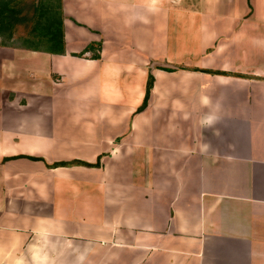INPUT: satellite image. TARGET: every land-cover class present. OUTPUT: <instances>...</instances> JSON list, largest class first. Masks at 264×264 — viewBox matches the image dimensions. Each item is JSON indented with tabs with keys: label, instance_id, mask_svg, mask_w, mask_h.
<instances>
[{
	"label": "crops",
	"instance_id": "crops-1",
	"mask_svg": "<svg viewBox=\"0 0 264 264\" xmlns=\"http://www.w3.org/2000/svg\"><path fill=\"white\" fill-rule=\"evenodd\" d=\"M61 2L64 55L0 46V264H264V0Z\"/></svg>",
	"mask_w": 264,
	"mask_h": 264
},
{
	"label": "trees",
	"instance_id": "trees-1",
	"mask_svg": "<svg viewBox=\"0 0 264 264\" xmlns=\"http://www.w3.org/2000/svg\"><path fill=\"white\" fill-rule=\"evenodd\" d=\"M22 36H16L19 30ZM15 37L23 40V45L0 44L1 47H11L34 52H43L54 55H64V26L61 0H0V38L10 42ZM101 44H96L98 50ZM94 48L90 46L88 49ZM95 59L98 55L94 56ZM161 69L167 72L174 71V67L156 66L151 63L148 67V79L145 97L142 105L136 113L147 107L148 99L153 86V69ZM19 158V157H18ZM30 160H37L32 157ZM8 160V159H6ZM100 158L95 164L77 163L85 167H99ZM66 164H55L53 167H66Z\"/></svg>",
	"mask_w": 264,
	"mask_h": 264
},
{
	"label": "clouds",
	"instance_id": "clouds-1",
	"mask_svg": "<svg viewBox=\"0 0 264 264\" xmlns=\"http://www.w3.org/2000/svg\"><path fill=\"white\" fill-rule=\"evenodd\" d=\"M145 5L147 6V10L149 12L158 11V5L160 0H144ZM135 17H131L128 19V23H133L135 21ZM145 23H147L146 18H141ZM198 103L200 109H206L207 111H203L196 121V126L199 128L200 132L203 129H215V126L219 124L222 120L221 112L223 111V98L217 97L215 100L211 95L204 94L201 95L198 99ZM183 107V106H182ZM188 116H185L187 119ZM214 135L219 136L220 131L218 129L214 130ZM211 145L209 143L201 144V151H207ZM83 259V257H81Z\"/></svg>",
	"mask_w": 264,
	"mask_h": 264
},
{
	"label": "rangeland",
	"instance_id": "rangeland-1",
	"mask_svg": "<svg viewBox=\"0 0 264 264\" xmlns=\"http://www.w3.org/2000/svg\"><path fill=\"white\" fill-rule=\"evenodd\" d=\"M24 2H27L28 0H22ZM22 30L20 29L18 32H17V35L16 36H22ZM0 44H9V45H18V46H21L23 45V40L22 39H18L17 37H15L12 41L8 42L6 41L5 39L3 38H0Z\"/></svg>",
	"mask_w": 264,
	"mask_h": 264
}]
</instances>
